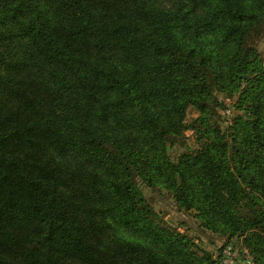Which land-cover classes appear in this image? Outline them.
<instances>
[{"label": "trees", "instance_id": "16d2710c", "mask_svg": "<svg viewBox=\"0 0 264 264\" xmlns=\"http://www.w3.org/2000/svg\"><path fill=\"white\" fill-rule=\"evenodd\" d=\"M156 2L0 0V264H220L144 187L264 264V0Z\"/></svg>", "mask_w": 264, "mask_h": 264}, {"label": "rangeland", "instance_id": "374dc122", "mask_svg": "<svg viewBox=\"0 0 264 264\" xmlns=\"http://www.w3.org/2000/svg\"><path fill=\"white\" fill-rule=\"evenodd\" d=\"M176 0H157L155 5L164 9H174ZM259 53L264 56V34L257 44ZM219 100L223 102V109L220 110V127L225 129L237 113L235 110V96L224 97L219 95ZM197 113L193 109L187 110V122L191 124L197 117ZM196 134L191 130H186L183 137L172 144L168 153L172 161H176L177 157L187 152H193L198 148ZM143 193L151 207L160 215V217L175 231L182 235H186L196 249H200L210 256L212 261H217L222 255V251L231 245L230 258L237 264L246 263L248 256L250 263H254L252 255L244 242L245 236L228 239L225 235L213 233L204 230L199 226V220L195 216V212L184 211L177 207L172 196L162 189H149L144 187ZM224 253L221 257L220 264H223Z\"/></svg>", "mask_w": 264, "mask_h": 264}, {"label": "built area", "instance_id": "2783aa9c", "mask_svg": "<svg viewBox=\"0 0 264 264\" xmlns=\"http://www.w3.org/2000/svg\"><path fill=\"white\" fill-rule=\"evenodd\" d=\"M231 250H232L231 245H228V246L222 251V255H223V253H224L223 260L225 259V260L223 261V264H237V263H234L233 260L230 258ZM222 255H221V257H222ZM246 263L251 264V263H250V260H249V258H248V256L246 257Z\"/></svg>", "mask_w": 264, "mask_h": 264}]
</instances>
